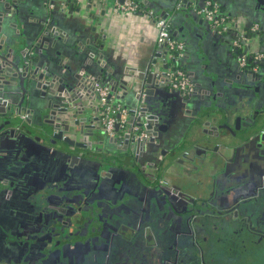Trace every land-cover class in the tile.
Segmentation results:
<instances>
[{"label":"flooded vegetation","instance_id":"af4514ba","mask_svg":"<svg viewBox=\"0 0 264 264\" xmlns=\"http://www.w3.org/2000/svg\"><path fill=\"white\" fill-rule=\"evenodd\" d=\"M253 2L257 7L256 1ZM3 5L9 15L5 19L9 40L18 35L25 43L28 60H33L34 49L29 47L39 42L36 38L48 28L52 21L51 10L57 4L49 9L48 0H42L39 6L34 0H0V11L4 10ZM220 8L226 17V30L212 31L229 36L232 18L221 5ZM262 20L264 24V16ZM263 24H251L245 31L225 40L233 54L236 55L237 50L241 58L244 57L241 64V58L236 56L243 78H246L245 70L264 71V65H258L264 59V45H252L249 40L251 34L255 37L264 29ZM52 34L57 36L54 31ZM184 45L185 58L188 47ZM249 45L254 50L251 62L248 61ZM167 53L173 61L166 70L180 66L192 83L184 58L177 63L174 54ZM239 82H245L246 89L224 83L216 92L204 95L205 104L215 103L218 110L230 107L219 106L223 100L230 105L243 104L242 94L251 92L255 82L252 78ZM164 85L151 99H144L147 104H154L152 110L160 114V119L153 123V130L132 121L126 133L117 132L115 127L114 135L108 136L102 126V105L94 89L97 98L94 123L100 132L97 143L80 137L68 140L86 148L67 146L62 139L47 135L45 129L48 126V133L52 131V124L42 122L31 133V147L20 154L28 163L27 170L15 171L12 166L8 167L11 157L5 158L6 162L0 160V264H245V253L241 249L230 252L226 247L232 237L206 225L211 216L226 214V210L221 209L226 206L225 199L219 196V201L212 200L213 204L205 200L212 199L213 190L219 194L227 185L223 182L217 188L210 185L214 171L210 166L194 171L183 166L191 146L206 135L199 133L194 142L187 141L193 132L189 123L199 109L192 105L195 87L192 84V92L180 93ZM261 93V101L245 108L246 117H258L264 108V88ZM53 103L58 100H51L48 120L52 116L49 112L55 111ZM232 114L225 121L219 115L214 124L219 127V136L213 141L228 146V160L234 150L248 147L252 152L256 148V141L249 144L252 136L247 135L248 132L241 139L237 138L245 125L244 115L241 111ZM19 116L27 119L30 112ZM34 120L39 121L35 115ZM134 125L138 127L136 130L132 128ZM140 134L142 136L138 137ZM46 135L48 143L44 140ZM134 135L137 138L134 139ZM100 139L104 140L103 145ZM255 155L247 156V164L251 165L247 179L255 184L251 195L259 197L261 193L256 187L264 182V175L261 176L263 168L256 163ZM218 167L217 171L221 162ZM228 175L225 172L218 176H224L221 178L224 180ZM231 176L233 185L246 180V176L235 173ZM200 188L203 191H199Z\"/></svg>","mask_w":264,"mask_h":264},{"label":"water","instance_id":"95a60500","mask_svg":"<svg viewBox=\"0 0 264 264\" xmlns=\"http://www.w3.org/2000/svg\"><path fill=\"white\" fill-rule=\"evenodd\" d=\"M71 1L75 2V0ZM202 1L199 0L200 4H202ZM255 1L258 4L256 8L264 9V0ZM69 2L70 0H67V3ZM54 3L60 6L59 0ZM96 4V2L85 1L84 5H80L77 10H84L83 8L85 7V9L89 10V12L85 11L87 18H90L92 22L96 21L98 23L99 13H97ZM5 8L3 5L4 10L0 11V160L6 162L5 158L11 157L7 161L8 167L12 166L15 171L28 169V163L21 159L20 154L30 148L31 133L35 128L40 127L42 122L52 124V131L50 130L48 133V126L45 129L47 135L51 134L52 138L62 139V143L67 146L86 148V145H74V142L68 140L70 138L75 141L81 137L87 142L97 143L100 132L99 127L95 126L96 124L94 123V113L96 111L94 100L97 99L93 86L95 82L100 81L110 85L115 98L119 102L124 103L129 109L127 126L134 121L138 125L146 126L149 130L154 129L153 123L160 119V114L152 110L154 104L150 102L147 104L148 102L144 101V99H151L157 94L155 89L158 88L160 92V88L165 86L161 83V80L165 75L168 63L173 61L166 49H156L153 56H150L147 62L148 65L146 64L142 70H139V67L137 71H133V68L127 67V65H120L114 72L101 63L98 64L100 68L98 67L99 73L97 76L89 78L87 75L80 76V74L75 73L73 76L70 75L72 81L63 84L62 79L65 78L48 73V43L42 41V47H39L40 41L48 34V28L44 29L45 31L36 38L39 42H34L29 47L34 49V54L31 55L33 60H28L27 53L24 52V41H20L18 35L12 41L9 40V29H7V23L5 22L9 15L6 14ZM97 25L99 26L100 23ZM58 32H55L56 35H58ZM59 37L63 38L64 36L60 34ZM101 38L100 35L98 40H101ZM260 41H263V38ZM247 49L250 50L248 61L251 62V53L254 50L250 45L247 46ZM235 53L238 58H241L242 54L238 53L237 50ZM89 55L91 57L97 56L99 60L97 63H100L102 56H99L98 53L97 55L89 53ZM253 63L258 64L257 62ZM58 64L60 66V63ZM258 65H264V59ZM148 69L150 72L148 71V74H146ZM243 73L247 79L252 78L255 82L251 92L247 90L248 92L242 94L243 104L241 103L237 106L235 103H231L229 108L218 110V105L210 102L199 108L197 113L193 115L189 123L193 131L187 138L189 143L194 142V138L199 134L198 129L200 126L208 127L210 131L205 132L203 130L206 135L191 146V153L187 155L188 160L185 161L183 166L189 168L190 171L203 169L205 165L213 168L215 172L213 171L211 174L210 185L217 188V185L220 186V183L223 182L227 186L219 194L218 191L213 190L211 196L214 193L215 195L212 199H206L205 201L213 204L212 200L219 201V196L222 197L225 199L226 206L221 209L226 210V214L223 216H211L210 218L213 220L210 219L206 225L212 230H218V232H223L228 237H232L226 247L230 252L235 249H241L245 253L243 257L245 264H264V182H261L256 187V189L259 188L258 192L261 194L259 197H255L256 194L251 195L255 184L247 179L248 174L251 173V165L247 164L248 154H256L254 156L255 161L257 164L262 165L261 176L264 175V108L259 112L258 117L245 116V108L249 104L263 99L261 89L264 88V71L260 70L253 73L250 70H245ZM257 82H260V85H257ZM131 83L137 86L140 85L139 88L135 89L133 87L130 91L136 100L135 104H130L126 101L129 93L128 85ZM151 83L154 86L149 89L150 91L144 90V87ZM246 86L245 82H241L239 87L243 90L246 89ZM120 90L121 93H119ZM142 96H144V99L143 102H140ZM53 98L58 100V103H53L55 111L49 112L52 116L48 120V109H51V100ZM139 105L141 110L139 115H136L134 109ZM236 111L243 113L242 121L245 123L242 133L237 134V138L241 139L248 132L247 135L252 136L248 142L250 144L252 141H256V148L252 152L248 147L234 150L232 158L228 160V146H219L218 142L213 141V138H218L219 136V127L214 124L218 120L219 115L225 121L226 119L229 120L232 117L231 115H233L232 113ZM26 112H30L29 118L21 119L19 115H23ZM34 115L39 120L38 122L34 120ZM116 130L123 133V130L118 126H116ZM55 133L59 136L57 137ZM47 135L44 140L48 143ZM99 143L103 145L105 142L100 139ZM178 151L180 152L182 149ZM172 155L174 154L172 153ZM220 162L221 171H217L219 168L218 163ZM228 163L230 164L229 166L227 165ZM225 172L230 175L235 173L236 176H246V180L240 184L233 185L232 176H225L224 180L221 179L224 176L219 177L224 175ZM199 191L203 190L200 188ZM213 206L216 205L214 204ZM218 250L221 249L216 251ZM240 263H242V260Z\"/></svg>","mask_w":264,"mask_h":264},{"label":"crops","instance_id":"0c3cea01","mask_svg":"<svg viewBox=\"0 0 264 264\" xmlns=\"http://www.w3.org/2000/svg\"><path fill=\"white\" fill-rule=\"evenodd\" d=\"M59 1L60 6L54 7L50 13L52 21L48 31H51L43 38V42L48 43V73L65 78L62 79L64 84L72 81L70 75L75 73L89 78L97 76L100 68L98 64L101 63L114 72L120 65H127L133 71H137L139 67V70L144 69L150 56L159 49L154 20L146 12V9H151L156 15L167 16L173 35L182 39L188 47L184 64L195 87L192 105L197 109L205 104L204 95L216 92L218 86L222 87L224 83L240 86L239 81L246 79L238 71L237 55L231 52L225 40H229L235 33L245 31L251 24H263L264 16V9L254 7L253 0H218L222 9L232 18V32L223 37L215 34L203 16L193 8H177V0H143L145 8L135 13H118L113 8L98 5L99 26L96 21L92 22L87 18L86 12L89 10L84 6V10H77L86 0H70L69 3L67 0ZM34 3L39 6L42 0H34ZM53 31H59L58 35L53 36ZM59 34L64 37H59ZM100 35L102 38L98 40ZM261 37H264V29L255 37L251 34L249 40L252 45L260 43L263 46L264 38L263 41H258ZM89 53L102 56L100 63H97V56L91 57ZM198 56L205 62L202 63ZM148 71L150 72L148 69L146 74ZM128 86L126 101L135 104L136 100L130 91L140 85L131 83ZM146 86L144 90L150 91L154 85L151 83ZM155 90L159 91L158 88ZM229 105L224 100L219 103L223 107ZM206 128L209 129L200 126L199 133H203Z\"/></svg>","mask_w":264,"mask_h":264},{"label":"built area","instance_id":"2783aa9c","mask_svg":"<svg viewBox=\"0 0 264 264\" xmlns=\"http://www.w3.org/2000/svg\"><path fill=\"white\" fill-rule=\"evenodd\" d=\"M57 0H48L49 9L53 7L54 2ZM87 2H96L97 6L102 5L105 7L113 8L118 13H135L145 8L143 0H86ZM60 2V1H59ZM182 6H189L196 12L201 14L208 22L212 29L217 30L219 33L226 30V17L221 11L220 5L217 0H203L200 4L199 0H177V8ZM147 15L154 20L157 31L156 42L161 48L166 49L171 54H174V61L179 63L184 58L185 45L181 40L175 38L172 34L171 23L167 16L156 15L153 10L146 9ZM244 63V57L241 58V64ZM161 83L166 84L169 88L176 90L180 93H190L193 90V85L185 70L175 65L172 69H167L163 76ZM111 86L107 83L96 82L94 84L95 92L97 93L100 104L102 105V126L108 136H113L115 127L118 126L124 133L127 132V119L129 109L124 103L119 102L114 93L110 90ZM144 96H142L143 102ZM136 115H139L141 106L136 109ZM134 130L138 127L133 126ZM140 134L138 137H141ZM137 135H134V139Z\"/></svg>","mask_w":264,"mask_h":264}]
</instances>
